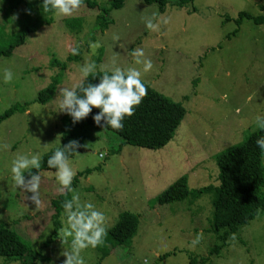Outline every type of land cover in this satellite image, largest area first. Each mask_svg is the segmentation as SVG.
<instances>
[{
  "label": "rangeland",
  "instance_id": "obj_1",
  "mask_svg": "<svg viewBox=\"0 0 264 264\" xmlns=\"http://www.w3.org/2000/svg\"><path fill=\"white\" fill-rule=\"evenodd\" d=\"M94 1L105 6L111 2ZM167 2L166 12L160 13L158 5L125 0L122 9L109 15L112 23L104 32L97 27L98 7L85 5L70 16L55 14L52 26L30 34L11 57H0V116L14 105L33 102L27 113L18 112L0 123V223L9 225L36 252L43 251L47 259L38 264H63L62 253L69 249L70 238L63 242L61 231L44 248L53 230L51 202L66 189L60 190L56 172L41 174L36 206L27 198L31 193L14 185L10 163L18 154L42 157L60 146L64 113L58 111V89L77 83L85 63L94 62V72L140 68L131 55L135 48H143L153 65L142 72V81L182 103L186 116L162 151L127 146L119 154L112 153L121 140L101 130L91 131L81 141L83 151L69 160V166L75 175L87 169L93 172L80 179L71 198L76 194L81 203H93L102 211L106 232L123 212L138 215L140 226L131 248L111 251L108 245L111 253L102 262L101 253L107 252L104 243L80 255L84 264H144L145 260L189 264L191 258L201 261L222 245L210 232L213 196L191 195L184 202L164 206L156 199L184 175L191 190L219 184L214 156L258 129L255 117L264 115V24L257 25L253 19L264 14V0H195L185 7H178L177 0ZM3 9L2 4L0 49L10 36L2 31L3 24L6 34L19 31L17 20L22 19L24 7L8 22ZM240 13L252 19L237 25ZM73 18L82 22L77 34L65 24ZM148 18L157 25L155 30L146 27ZM72 48L78 54L73 55ZM5 70L13 74L7 83ZM53 83L54 97L46 104L34 102ZM61 221L63 227V215ZM226 243L206 264H264V210ZM163 255L167 257L160 259ZM0 264L20 262L0 258Z\"/></svg>",
  "mask_w": 264,
  "mask_h": 264
},
{
  "label": "trees",
  "instance_id": "obj_2",
  "mask_svg": "<svg viewBox=\"0 0 264 264\" xmlns=\"http://www.w3.org/2000/svg\"><path fill=\"white\" fill-rule=\"evenodd\" d=\"M168 0H143L147 6L158 5L160 13L166 12ZM195 0H177L178 7H185L187 4L194 3ZM4 5L6 21H10L12 16L24 7L22 19L17 20L20 30L6 34L4 24L2 31L5 35H10L7 39V46L0 49V57H11L14 51L25 45L30 34L39 31L41 28L52 26L54 15L51 11L44 12L41 7L42 0H2L0 6ZM7 4V5H6ZM96 8L100 11L97 16V27L104 32L111 25L109 15L113 11L120 10L125 5V0H111L109 4L100 5L94 0H83L82 6ZM81 6V7H82ZM264 12V7H263ZM246 19H252V16L246 13H240L236 21L237 25ZM257 25L264 24V14L253 19ZM82 22L78 19H67L66 26L72 33H79L82 28ZM69 30V31H70ZM236 33V32H234ZM102 58H98V62ZM111 74L108 71H97L89 74L84 82L93 85L99 82V77L104 74ZM146 95L141 103L135 107L133 115L125 117L122 121L123 128L115 130L107 127L106 118L101 117L99 125L95 124L92 117L99 113V109L92 108L90 113L80 121L73 123L71 117L65 112L62 116L61 144L59 147L67 144L70 140H75L80 147L75 148V153H69L68 159L74 158L83 151L81 141L87 138L91 131L101 130L109 132L118 138L121 142L118 149L112 150V153L119 154L125 147L133 146L139 149L151 151H162L173 140L182 124L186 109L182 103L175 102L172 99L159 93L149 84L145 83ZM56 93V86L53 83L48 88L39 92L34 102L40 104L48 103ZM82 95V93H79ZM33 102L24 105H14L7 112L0 116V123L7 120L16 113H27ZM104 126V127H101ZM260 136H264V130L256 129L250 132L246 138L239 144L233 145L214 156L219 176L217 185L209 184L202 188L191 190L188 185V176L184 175L173 182L156 199L158 205L164 206L177 202L186 201L191 195L202 197L203 195L213 196V215L211 221V230L216 239L221 242V246H216L211 251L210 256L202 258H191L189 264H206L210 257L216 256L227 246V238L236 235L248 223L253 221L261 210H264V163L262 152L255 141ZM55 150V149H54ZM53 153V150L44 154L40 160V169H29V172L39 174L45 172H56L55 168H50L46 161ZM92 169L79 172L72 180L71 188L76 187L81 178L89 177ZM28 174L25 173V180H28ZM70 192L66 189L58 198L52 200L51 204L55 209L53 214V230L50 239L44 243V248L53 244L54 239L59 237L62 228L61 217H64L63 204L70 201ZM63 219V218H62ZM52 220V219H51ZM140 218L130 212H123L119 215L116 224L106 232L103 238L104 247L107 252L101 253L100 262L110 255L111 251L131 248L134 237L138 233ZM224 232V233H221ZM225 237V238H224ZM108 245L112 250H108ZM103 248L99 247V251ZM98 251V250H97ZM163 255L160 259L166 258ZM0 258L6 262H20V264H38V261H46L43 251L36 252L28 241L22 239L19 234L11 229L4 222L0 223ZM98 264V263H97Z\"/></svg>",
  "mask_w": 264,
  "mask_h": 264
},
{
  "label": "clouds",
  "instance_id": "obj_3",
  "mask_svg": "<svg viewBox=\"0 0 264 264\" xmlns=\"http://www.w3.org/2000/svg\"><path fill=\"white\" fill-rule=\"evenodd\" d=\"M83 5V0H42L41 7L44 12L51 11L53 14L70 16ZM147 28L155 30L157 25L151 18L145 20ZM98 45H93L97 47ZM73 55L78 54L76 48L71 49ZM131 55L135 65L142 66L129 67L121 69L114 67L111 74H104L99 77V82L95 85L85 81L89 74L95 71L94 62L85 63L81 69V78L71 87L58 89L57 104L58 111L67 113L73 123L85 118L92 108L99 109V113L92 117L95 124L99 125L101 117L106 118L107 127L115 130L123 128L122 121L125 117L133 115L135 107L138 106L146 95V87L142 81V72L147 73L153 67L150 59L145 57L143 48H135ZM13 79V74L5 70L3 75L4 82ZM79 93H82L80 95ZM257 128L264 130V115L255 117ZM104 127V126H101ZM257 147L264 152V136H260L255 141ZM75 140H70L67 144L53 150L46 163L50 168L56 169V178L61 191L71 188L75 171L69 166V153H75V148L80 147ZM45 147H47L45 145ZM41 157L39 153L18 154L10 163V174L14 185L24 193H31L30 199L36 206H39V186L41 176L38 171L29 172V169H40ZM25 173L28 174V180H25ZM64 226L61 228L63 242L68 243L69 249L63 251L65 257L63 264H84L80 253L89 247L96 248L103 244V238L106 235L105 215L97 210L93 203H81L79 196L72 195L70 201H65ZM197 240L193 241L195 244ZM144 264H148L145 260Z\"/></svg>",
  "mask_w": 264,
  "mask_h": 264
}]
</instances>
